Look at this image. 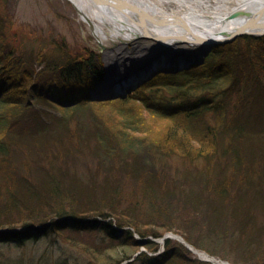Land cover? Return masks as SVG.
I'll return each instance as SVG.
<instances>
[{
    "label": "trees",
    "instance_id": "obj_1",
    "mask_svg": "<svg viewBox=\"0 0 264 264\" xmlns=\"http://www.w3.org/2000/svg\"><path fill=\"white\" fill-rule=\"evenodd\" d=\"M6 1L0 0V243L91 231L104 250L100 259L82 264L130 258L125 264H211L169 238L161 253H147L156 251L157 243L141 239L160 237L180 217L204 224L211 234L236 228L243 244H257L256 264H264V223L252 222L248 211L263 203L261 192L255 190L249 201L240 186L236 194L243 196L233 198L234 186L226 179L228 171L249 176L258 149L247 142L251 133L264 141V36L214 45L202 59L156 71L122 96L93 98L90 90L105 74L100 59L88 51L56 63L41 50L15 46ZM77 112H86L94 127L84 130L78 116L72 126L70 114ZM143 112L166 122L159 136L146 127ZM73 150L95 159L98 171L106 173L101 185L95 177L86 184L68 172ZM31 152L42 153L46 161ZM173 155L189 165L179 177L165 162ZM200 159L202 168L196 164ZM165 176L177 195L165 191L158 197L152 184L165 183ZM126 178L136 179L140 188L124 209L121 181ZM125 226L131 229L118 230ZM149 227L158 231L148 232Z\"/></svg>",
    "mask_w": 264,
    "mask_h": 264
},
{
    "label": "rangeland",
    "instance_id": "obj_2",
    "mask_svg": "<svg viewBox=\"0 0 264 264\" xmlns=\"http://www.w3.org/2000/svg\"><path fill=\"white\" fill-rule=\"evenodd\" d=\"M191 1H194L193 3L196 8L204 10L206 7L210 8L216 5H222L223 2H228L230 0H197L199 3H196V0ZM162 3V6L168 10L181 9L178 4L171 0ZM6 4L13 19L11 23L12 42L15 46L20 47V49L27 50V52L29 50H41L42 54L49 55L51 59L56 61V63H61V59H64L68 55H84L88 51L93 52L94 55L100 59L105 78L101 83L96 84L95 89L90 90L93 98H99L100 95L106 92L105 89L107 87L105 86V80L107 74L109 72H118L123 68L122 63L118 62V58L116 57L121 53H125L128 56L135 55L137 57L134 62H139L142 61L141 59H145L149 56L153 49L156 50L158 48L165 53L162 60H167L166 58L168 57L169 60L173 61L188 56V51L191 53L195 51V48L193 49L190 45L186 44H172L171 46L166 47L157 44L152 40L136 37L127 43L115 40L114 42L104 41L101 44L93 32V27L82 19L80 13L70 0H8L6 1ZM100 25L103 26L104 29H107L106 26L102 24ZM242 42L244 45L245 41ZM167 48L168 50H166ZM178 49H185L186 51L180 57L174 58V56H171V52ZM41 67L42 64H37V68ZM140 70L143 72H138L137 75L142 74L145 71V69ZM153 73L154 71L150 74ZM110 80L112 81L114 78L111 77ZM126 92H131V87L120 92V94H125ZM45 108L50 114H57L56 109L51 107ZM143 115L144 117L142 120H145L146 127L152 131L153 135L159 136L164 130L166 122L159 119L153 120L144 112ZM70 117V124L72 126L75 125L76 120L78 119L80 126L84 130H86L90 124L94 127V122L91 118L89 120L86 112H77L75 113V116L70 114ZM251 134L252 136L249 138L250 141L247 142L258 147V149L257 154H255L256 157L254 162H252V166H250L249 176L246 177V173H243V175L237 173L233 176L231 171H228L226 176V179L231 180L230 186H234V189L231 191L233 198L243 196V194L238 195L236 193L238 191L237 189H240V186H244L243 190H247L250 194L248 196L249 201L252 193L258 188L261 192V198L264 199V156L262 157L264 154V141L261 142L258 140L259 138L257 139L256 135H253V133ZM81 153L83 152L77 154L73 150V154L75 155L67 160V163L69 164L68 172L76 175L81 179V182H85L86 184L89 181H93V178L95 177L96 183L101 185L106 173L98 171L96 164H94L95 159L90 157V155H87L84 151L85 155L83 154L81 156ZM31 154L37 158H41L43 162L46 161L44 160L42 153L31 152ZM19 156L21 157V154ZM165 162L168 164V172H171L172 174L176 173V176L178 177L185 167L189 166L183 158L175 155L167 158L165 157ZM196 164L198 167L202 168L205 161L200 159ZM244 172H246V170H244ZM121 182V186H124L123 192L125 195L120 206L126 209L130 195L132 194L133 196L134 193L138 192L140 186L136 179L133 178H126ZM0 183H3L2 174H0ZM152 185L153 188L160 193L158 197L165 195V191L168 195L169 192H172V195H177V187L174 186L175 184H173L172 179L169 180L166 178L165 183L164 181H161V183H154ZM254 195H256V193ZM171 198H173V196H171ZM262 201L264 203V200ZM263 203L259 201L256 202L252 205V209L251 205L248 206V211H253L254 221L252 222L256 224L264 223V206L261 207ZM241 204L246 205L244 202H241ZM139 217H141V215ZM237 218L238 217L235 219ZM171 225L173 229L163 232L160 237L156 238L152 235H147L145 237L157 243L158 249L155 253L147 251L145 247H141L140 250L147 251L149 255L163 251V244L159 240H161L164 235L173 233L180 236L182 234L186 235L191 239V241H187L199 251H205L212 255L213 258L227 261L230 264H256L257 260H259V254L257 255L255 252L257 244H253L252 246L249 244H243L240 238H236V234L238 233L236 232V228L227 229L228 231L223 234L219 232H217V234H211L204 224L186 222L180 217L173 219ZM252 225L254 224H250L249 227L251 228ZM19 229L21 228H15V230ZM146 230L150 232L151 230L157 229H155V227H149ZM159 232H162V230H159ZM167 238L171 240V243H180L175 238L165 237V239ZM102 248L103 245L98 240L97 235L91 231L62 232L48 237H41L40 239L28 240L27 242L20 244L9 242L0 243V264H54L58 259L67 261L69 264H82L100 259L99 255L100 253H103L104 250ZM255 253L256 256L254 255ZM186 254H189L193 258L197 257L196 253L187 248ZM261 255L262 254L260 253V256ZM260 264L263 263L260 262Z\"/></svg>",
    "mask_w": 264,
    "mask_h": 264
},
{
    "label": "bare ground",
    "instance_id": "obj_3",
    "mask_svg": "<svg viewBox=\"0 0 264 264\" xmlns=\"http://www.w3.org/2000/svg\"><path fill=\"white\" fill-rule=\"evenodd\" d=\"M74 6L81 12L83 17L92 22L93 32L99 42H114L120 40L122 43L131 41L134 37L139 36L142 32L138 25V17L129 9L123 11L117 10L107 4H97L93 0H70ZM132 5H136L149 14L159 16H178L183 19L189 26L201 32L205 36L221 38L227 32L235 30L246 23L256 21L257 23L264 22V0H230L225 1L222 5L206 7L204 10L196 8L194 1L191 0H171L179 5V10H168L162 6V2L167 0H123ZM196 3L199 1L196 0ZM220 6V7H219ZM234 11L240 12L236 17L231 18L230 14ZM100 22V23H99ZM104 25L107 29H104ZM148 30L153 34H184V31L178 25L168 23L167 25L156 26L149 22L145 23ZM177 40H167L162 46H171L176 44ZM139 45V44H138ZM148 48V47H147ZM157 50V51H156ZM151 51L149 56L142 61L134 62L137 56H128L120 54L116 56L118 62H121L123 68L120 71L109 72L105 80L106 89L112 88L115 84L125 79H131L137 75L139 70L150 65L154 61H159L165 56V53L160 48ZM168 50V48L166 49ZM200 49L190 52L187 55H198ZM142 51V50H141ZM185 49L173 50L171 56L180 57L184 54ZM169 62V58H166ZM114 78L111 81L110 78ZM105 89V90H106ZM201 257H208L201 255Z\"/></svg>",
    "mask_w": 264,
    "mask_h": 264
},
{
    "label": "water",
    "instance_id": "obj_4",
    "mask_svg": "<svg viewBox=\"0 0 264 264\" xmlns=\"http://www.w3.org/2000/svg\"><path fill=\"white\" fill-rule=\"evenodd\" d=\"M97 4H107L117 10L123 11L124 9H129L130 11L134 12L136 16L138 17V25L141 27V34L139 36H136V38H142V39H148L156 42L157 44L164 45V43L167 42V40L175 41L177 40L176 44H186V45H191L193 47H200L204 49H208L213 45L223 43V42H228L233 40L234 38L242 35H253V36H258V35H263L264 34V22L257 23L256 21H251L246 23L245 25L229 31L226 33L221 38L218 37H212V36H205L201 32H197L193 30L189 24H187L183 19L179 18L178 16H159V15H154V14H149L143 9L139 8L136 5H132L126 1L123 0H93ZM240 14L238 11H234L230 14V17H236ZM151 23L156 26H162V25H167L168 23H172L174 25H178L179 27L182 28L184 31L179 34H153L151 33L145 23ZM89 24H91L89 22ZM155 65L152 64V66L147 69L144 73L140 74V76L137 79L134 80H129L128 83L131 84V88L135 86L139 81L142 79H145L146 77H149L151 71L154 69ZM184 66V64L179 65ZM160 68V67H159ZM146 76V77H145ZM120 93H117L116 95H119ZM172 236L176 239H178L180 242H182L188 249L191 250L192 246L180 235L177 234H171L169 233L168 235H164L162 237V240L165 237ZM206 254V253H204ZM212 259H205L208 261H216L218 264H230L227 261H222L219 262L217 259L211 257Z\"/></svg>",
    "mask_w": 264,
    "mask_h": 264
}]
</instances>
